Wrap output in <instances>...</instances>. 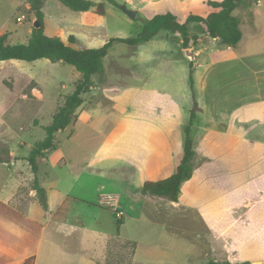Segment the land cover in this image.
Returning <instances> with one entry per match:
<instances>
[{"label": "rangeland", "instance_id": "rangeland-1", "mask_svg": "<svg viewBox=\"0 0 264 264\" xmlns=\"http://www.w3.org/2000/svg\"><path fill=\"white\" fill-rule=\"evenodd\" d=\"M30 1L0 0V34L9 33L11 44L27 43L31 37L37 17L28 7ZM93 1L104 3V14L94 9L75 11L59 0H45L46 34L59 36L75 48H98L111 38L138 36L156 15L172 13L186 22L189 14L205 15L209 8L207 0L201 5H193V0ZM123 6L136 11V16L128 15ZM262 25L254 36L242 25V46L264 51ZM199 26L192 22L189 29L195 32ZM72 35L74 43L69 41ZM182 43L180 32L166 29L137 44L115 41L104 58L105 80L94 74L92 90L77 109V120L55 134L56 146L39 160L37 174L25 158L36 142L45 139L46 127L64 97L75 91L82 74L73 65L45 58L0 60V200L45 226L38 242L39 261L45 259L53 241L85 250H77L78 257L88 254L105 260L107 256V263L127 264L134 248L130 241H134L138 251L131 264L149 258L155 247L172 252L175 264H205L212 241L227 229L235 235L233 239L256 243L257 251L264 254V222L258 217H251L250 226L229 228L238 222L236 215L243 213L251 175L264 169L263 122L256 118L250 124L219 125L220 110L236 107L243 94L234 82L232 64L212 63L235 51L211 36L204 43L199 40L193 50L203 49L194 58L201 65L191 73L192 58ZM196 102L197 109L205 111H196L191 126L193 176L181 186L180 207L173 208L166 200L144 194L142 188L146 181L176 172ZM202 155L229 162L224 182H233L231 190L205 184L217 185L223 175L221 165L215 167L200 159ZM197 167L208 170L205 182ZM36 177L48 191V211L34 190ZM68 196L77 200L67 221L53 220L57 204ZM108 196L118 199L122 223L117 210L101 204L100 199ZM233 206L240 208L239 214L232 211ZM222 212L221 224L203 228V219ZM0 251L9 264H23L20 256L1 244Z\"/></svg>", "mask_w": 264, "mask_h": 264}, {"label": "trees", "instance_id": "trees-1", "mask_svg": "<svg viewBox=\"0 0 264 264\" xmlns=\"http://www.w3.org/2000/svg\"><path fill=\"white\" fill-rule=\"evenodd\" d=\"M67 7L75 11H87L94 9L96 13L104 14L103 2L96 3L93 0H59ZM45 0H31L30 10L35 12L40 20V27H32L31 37L27 43L11 44L8 40L9 33L0 34V60L20 59L35 61L37 59H49L52 62H62L73 65L81 74V80L76 84L75 91L64 97L63 104L53 116V121L46 127L47 136L45 139L35 143L31 153L25 159L29 162L35 174L39 170V160L44 158L56 146L55 134L66 128L78 118L77 109L84 102V95L91 92L94 74H100L101 80H105L104 58L109 48L115 41H122L129 44H137L147 41L156 35L160 30L166 29L180 32L183 37V48L186 55L192 58L190 64L191 73L194 71V58L196 54L193 45L197 44L202 34L213 38H219L225 45L237 47L243 38L241 28V17L235 14L236 10L250 11L257 0H207L205 3L212 7V11L204 16L189 14L186 22H180L172 13L156 15L150 19L143 30L136 37L111 38L102 47L98 48H75L65 42L59 36H50L45 32L44 6ZM196 22L200 24L195 32H191L189 24ZM72 35L69 38L71 43L75 42ZM197 102L191 114L190 122L186 126L184 157L176 172L172 175L156 180L146 181L142 191L144 194L165 198L169 201L178 202L181 186L184 181L193 175L192 161L195 155L194 143L191 138L192 124L196 117ZM3 158L0 157V161ZM42 208L49 210L48 191L43 187L36 177L33 183ZM75 197H66L58 209L53 213L52 219L59 222H66ZM122 223V217L119 219ZM44 225L23 215L12 206L0 200V244L11 253L24 257L23 264H35L38 242ZM133 247L136 242L131 241ZM0 264H9L7 259L0 254ZM104 264H110L105 262ZM129 264V263H127ZM207 264H232L229 261L211 260ZM249 264V263H245Z\"/></svg>", "mask_w": 264, "mask_h": 264}, {"label": "crops", "instance_id": "crops-1", "mask_svg": "<svg viewBox=\"0 0 264 264\" xmlns=\"http://www.w3.org/2000/svg\"><path fill=\"white\" fill-rule=\"evenodd\" d=\"M192 4L201 5L203 4V1L193 0ZM28 7L30 6L28 5ZM211 11H212V7L209 6V8H207L206 10L207 13L204 16L208 15ZM240 11L242 12L241 14L238 15H240L242 20L241 28L242 25H245V27H247L246 32L254 36V34H257V32L259 31V26L261 28V26H263L262 24H264V0H257V3L250 11L247 10H240ZM207 37L209 36L206 34V36H203V39L199 38L200 43H204ZM243 38H244V31H243ZM243 38L237 47L227 46L228 49L235 51V53L232 52L227 57L220 56L221 57L220 60L217 61L214 60L212 63V64H218L219 62L231 63L232 72H233L232 75H234L236 79V81L234 82H238L237 88L239 91L241 90L243 94V97H241L242 101H239L236 107L232 108L229 111L220 110L221 116H220V120H218L217 123L219 125H222V127L224 125H227L229 123L228 121H231L232 124L234 123L236 125L245 124V123L250 124L251 119H256V118L257 119L259 118L258 120L262 121L264 125V51L263 50L255 51L252 48L251 49L245 48V46H242L241 44ZM216 40L221 41L219 38H216ZM202 51L203 49H201L200 51L195 49L196 56H200ZM200 65L201 64L198 65L194 61V70H196V67ZM200 110L205 111V109L199 106V108L196 111H200ZM225 132L226 131L223 130V134ZM210 135L214 139H217L218 142H222L221 137H215L213 131H210ZM229 136L230 135H228L227 133L226 138H228ZM246 139L247 136L245 135L243 137V140ZM200 159L207 160L208 162H210V164L212 163V165H214L215 167H218L219 165H221L220 167H222L221 171L223 176L220 180L221 183L219 182V184L217 185H209L208 183H205L206 185L211 187H219L224 191H229L234 187L232 181L231 183L226 181L227 184H225L226 182H224L227 177L226 174H228L227 173L228 171H226V167L228 166L229 162L224 161L222 159L207 157L204 155H202ZM192 165H193V161H192ZM206 170L207 169L205 168L204 169L202 168L200 170L203 173V182H205L204 175L206 173ZM193 171H194V167H193ZM248 185L250 186L244 193V197H243L244 202L242 205L243 208L241 209L243 213L241 215L238 213V211L240 210V208L236 207L238 205L232 207L233 208L232 211L234 213L236 212V214L239 215H236L238 222L233 223L232 225L229 226V228L238 227L239 225L250 226L249 223L251 217H258L261 221L264 222V169L258 172L257 174L251 175V179ZM153 197H157V196H153ZM157 198H161L163 200L168 201V203L172 204L171 206L173 208L180 207L177 202L169 201L162 197H157ZM63 201L64 199L60 200V202L57 204V209ZM113 209L117 210L118 212V209H116V207ZM119 213H122V215H120ZM119 213L118 214L120 217L124 216L123 211H119ZM223 214L224 213L222 212L221 214H215L214 216L208 217L206 220L203 219L202 220L203 221L202 226H204L203 228L210 230L212 228L211 226L212 223L219 224L220 222H222V220H224ZM251 223L255 224L254 222ZM262 226L264 227V223ZM44 229L45 226L41 232L39 241H42L43 238L42 235L44 233ZM229 230L227 229V231L224 230L223 232H219L215 237V239L212 241L213 243L210 246V250L206 252V256L208 258L207 263L210 262L211 260H215V261H229L232 264H245V263L257 264L258 262H262V264H264L263 251L262 250L257 251L256 249L259 245L256 246V243L246 244L247 241L245 240L236 241L235 239H233V236L235 235H233V233ZM55 235L57 237L63 236L61 233H56ZM261 243L264 244V241H261ZM136 247H137V243L136 246L133 248L131 261L129 262V264H131L133 260L137 257L138 249H136ZM77 250H79V252H83V253L85 252V250H82L80 248L68 249L62 244L57 245L52 241V244L50 245L49 250L46 253L45 259H41L40 261H39L40 259L39 258L40 247H39V251L37 252L36 255L35 264H104L105 262H107V256L105 260H100L99 258L93 257L88 254L87 256L82 255L81 257H78L77 255L74 254L76 253ZM148 254L150 256L149 258H141L139 259L138 263L139 264H164V263L175 264L176 263L175 260L173 259L172 252H169L166 249L163 250L160 247L159 248L155 247L154 249H151ZM21 259L24 261L25 258L22 256Z\"/></svg>", "mask_w": 264, "mask_h": 264}, {"label": "built area", "instance_id": "built-area-1", "mask_svg": "<svg viewBox=\"0 0 264 264\" xmlns=\"http://www.w3.org/2000/svg\"><path fill=\"white\" fill-rule=\"evenodd\" d=\"M23 17H18L19 21H22ZM101 204L103 205H109L112 208H115L118 204V199L112 196H108V197H103L100 199ZM119 213V211H118ZM120 215H122V213H119Z\"/></svg>", "mask_w": 264, "mask_h": 264}, {"label": "water", "instance_id": "water-1", "mask_svg": "<svg viewBox=\"0 0 264 264\" xmlns=\"http://www.w3.org/2000/svg\"><path fill=\"white\" fill-rule=\"evenodd\" d=\"M123 10L128 14L130 15L131 17H135L136 16V11L132 10V9H128L127 7L123 6L122 7ZM40 20L39 19H36L33 23V26L34 27H40ZM257 264H262V262H258Z\"/></svg>", "mask_w": 264, "mask_h": 264}]
</instances>
